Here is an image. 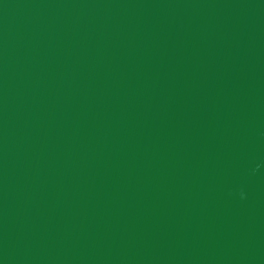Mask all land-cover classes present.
Instances as JSON below:
<instances>
[{"label": "water", "instance_id": "1", "mask_svg": "<svg viewBox=\"0 0 264 264\" xmlns=\"http://www.w3.org/2000/svg\"><path fill=\"white\" fill-rule=\"evenodd\" d=\"M0 264H264V0H0Z\"/></svg>", "mask_w": 264, "mask_h": 264}]
</instances>
